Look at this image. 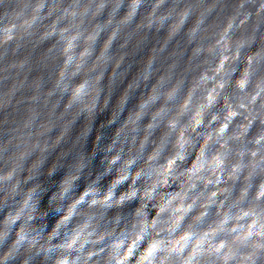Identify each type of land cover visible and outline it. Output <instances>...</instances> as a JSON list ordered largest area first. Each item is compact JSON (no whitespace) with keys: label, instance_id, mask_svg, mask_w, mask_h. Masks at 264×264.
<instances>
[{"label":"clouds","instance_id":"9594fccd","mask_svg":"<svg viewBox=\"0 0 264 264\" xmlns=\"http://www.w3.org/2000/svg\"><path fill=\"white\" fill-rule=\"evenodd\" d=\"M0 264H264V0H0Z\"/></svg>","mask_w":264,"mask_h":264}]
</instances>
